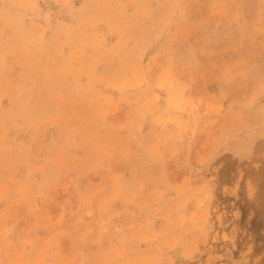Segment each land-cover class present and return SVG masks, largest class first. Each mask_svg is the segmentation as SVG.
Segmentation results:
<instances>
[{"label": "rangeland", "instance_id": "obj_1", "mask_svg": "<svg viewBox=\"0 0 264 264\" xmlns=\"http://www.w3.org/2000/svg\"><path fill=\"white\" fill-rule=\"evenodd\" d=\"M0 264H264V0H0Z\"/></svg>", "mask_w": 264, "mask_h": 264}]
</instances>
